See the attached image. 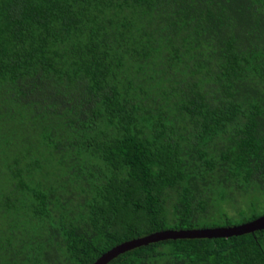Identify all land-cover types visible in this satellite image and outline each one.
Listing matches in <instances>:
<instances>
[{
	"label": "trees",
	"instance_id": "16d2710c",
	"mask_svg": "<svg viewBox=\"0 0 264 264\" xmlns=\"http://www.w3.org/2000/svg\"><path fill=\"white\" fill-rule=\"evenodd\" d=\"M263 213L264 0H0V264ZM106 264H264V229Z\"/></svg>",
	"mask_w": 264,
	"mask_h": 264
},
{
	"label": "water",
	"instance_id": "95a60500",
	"mask_svg": "<svg viewBox=\"0 0 264 264\" xmlns=\"http://www.w3.org/2000/svg\"><path fill=\"white\" fill-rule=\"evenodd\" d=\"M261 229H264V213L246 222L230 226L157 230L143 236L122 241L110 247L90 264H106L118 254L127 250L166 239L227 237L250 233Z\"/></svg>",
	"mask_w": 264,
	"mask_h": 264
},
{
	"label": "rangeland",
	"instance_id": "374dc122",
	"mask_svg": "<svg viewBox=\"0 0 264 264\" xmlns=\"http://www.w3.org/2000/svg\"><path fill=\"white\" fill-rule=\"evenodd\" d=\"M227 212L232 213L233 209L230 206H227Z\"/></svg>",
	"mask_w": 264,
	"mask_h": 264
}]
</instances>
